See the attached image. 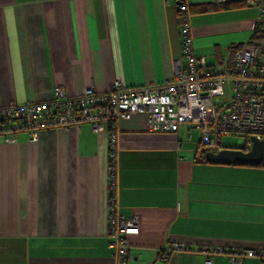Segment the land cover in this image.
Masks as SVG:
<instances>
[{
  "label": "crops",
  "instance_id": "obj_1",
  "mask_svg": "<svg viewBox=\"0 0 264 264\" xmlns=\"http://www.w3.org/2000/svg\"><path fill=\"white\" fill-rule=\"evenodd\" d=\"M177 1L0 0V106L46 100L54 87L75 96L115 80L169 81L181 55ZM184 1L213 7L190 12L189 26L194 54L217 68L255 27L264 31L248 0ZM115 130L117 207L138 225L127 264H207L200 246L264 249V162L202 160L197 131L148 132L140 114ZM106 166L107 134L86 123L0 139V264H114ZM180 242L189 251L161 258ZM208 264L231 263L217 255Z\"/></svg>",
  "mask_w": 264,
  "mask_h": 264
},
{
  "label": "built area",
  "instance_id": "obj_2",
  "mask_svg": "<svg viewBox=\"0 0 264 264\" xmlns=\"http://www.w3.org/2000/svg\"><path fill=\"white\" fill-rule=\"evenodd\" d=\"M225 1V0H218ZM258 9L256 25L264 16V7L248 0ZM181 55L172 62L169 81L142 86H127L115 80L107 91L93 85L80 94L67 96L60 87L51 90L43 101L0 106V139L15 142L20 134L36 140L42 132L89 124L93 133L107 134V238L113 248L114 264H127V236L138 232L134 218L118 211L116 199V123L133 115L145 116L148 132L177 133L185 128L198 132V149L216 148L228 135H243L248 140L264 138V53L243 42L221 67L207 63L193 52L188 5L176 4ZM176 251H189L185 243H170L158 252L163 260ZM208 264L212 256H225L231 264L257 258L264 264L263 248L200 246Z\"/></svg>",
  "mask_w": 264,
  "mask_h": 264
},
{
  "label": "water",
  "instance_id": "obj_3",
  "mask_svg": "<svg viewBox=\"0 0 264 264\" xmlns=\"http://www.w3.org/2000/svg\"><path fill=\"white\" fill-rule=\"evenodd\" d=\"M248 142L249 147L202 150L200 157L202 160L216 164H233L236 162L261 164L264 162V138L257 140L250 137Z\"/></svg>",
  "mask_w": 264,
  "mask_h": 264
},
{
  "label": "trees",
  "instance_id": "obj_4",
  "mask_svg": "<svg viewBox=\"0 0 264 264\" xmlns=\"http://www.w3.org/2000/svg\"><path fill=\"white\" fill-rule=\"evenodd\" d=\"M220 8H225L227 7L226 4H220L219 6ZM211 9H213L212 6H203V7H197V8H192L190 6H188V11H189V14L190 12H194V11H197V12H207V11H210ZM258 26V24L256 25ZM246 43L260 49L263 53H264V31H262L261 29H258V27H255L253 33L251 34L249 40L246 41ZM242 43L241 44H237L236 46H233L232 48H230V58H232V56L234 55L235 51L238 50L240 47H241ZM213 66V65H212ZM247 139V138H246ZM219 145V143H218ZM127 263H128V259H127Z\"/></svg>",
  "mask_w": 264,
  "mask_h": 264
},
{
  "label": "rangeland",
  "instance_id": "obj_5",
  "mask_svg": "<svg viewBox=\"0 0 264 264\" xmlns=\"http://www.w3.org/2000/svg\"><path fill=\"white\" fill-rule=\"evenodd\" d=\"M184 134V139H186V135L183 131V129L180 130ZM195 133V131H194ZM192 134V133H191ZM195 137V135H194ZM188 139V138H187ZM221 147L225 148H243V147H249L248 139H246L243 135H228L224 136L220 139L219 142Z\"/></svg>",
  "mask_w": 264,
  "mask_h": 264
}]
</instances>
